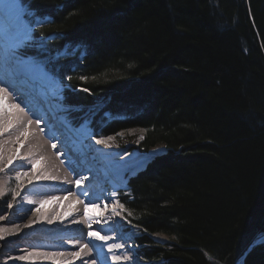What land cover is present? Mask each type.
I'll return each mask as SVG.
<instances>
[{"label": "trees", "instance_id": "obj_1", "mask_svg": "<svg viewBox=\"0 0 264 264\" xmlns=\"http://www.w3.org/2000/svg\"><path fill=\"white\" fill-rule=\"evenodd\" d=\"M25 2L72 123L167 149L126 174L138 256L264 264V0Z\"/></svg>", "mask_w": 264, "mask_h": 264}, {"label": "bare ground", "instance_id": "obj_2", "mask_svg": "<svg viewBox=\"0 0 264 264\" xmlns=\"http://www.w3.org/2000/svg\"><path fill=\"white\" fill-rule=\"evenodd\" d=\"M7 3L8 0H0V88L7 89L6 93H0V264H140L133 263V256L126 254L129 247L126 243L123 248L108 251L109 245L122 242L123 237L115 233L116 210L105 183L112 179L111 185L115 187L127 169L136 168L148 155L144 159L138 153L119 157L114 143L104 140V144H97L100 140L97 138L88 143L85 136L78 142L69 141V135L65 136L59 126L46 120L45 108L40 107L44 94L51 93H43L50 81L35 76V70L21 76L5 60L7 49L17 40L15 31L7 27ZM37 81L39 88L28 87ZM30 103L39 111L29 108ZM67 128L69 131L71 126ZM54 141L63 145L58 147ZM81 142L85 151L79 147ZM91 147L93 151L88 155ZM28 165L31 173L24 172ZM22 174L27 180L21 178ZM8 179L18 185L8 189ZM89 231L109 239L90 237ZM32 251L58 255L18 259ZM113 256L121 259L113 260ZM125 256L131 260H125Z\"/></svg>", "mask_w": 264, "mask_h": 264}, {"label": "rangeland", "instance_id": "obj_3", "mask_svg": "<svg viewBox=\"0 0 264 264\" xmlns=\"http://www.w3.org/2000/svg\"><path fill=\"white\" fill-rule=\"evenodd\" d=\"M19 31H21V33ZM19 31L18 30L15 31V33L17 35L16 36V38H17L16 44L12 48L7 49V51H8L7 55L4 54L5 50L3 52V54L6 55L5 56L6 62H9V60H8L9 56H10L9 54H11V52H12L11 50L13 48H15V46L18 43L24 44L27 40L31 39L30 22H29L28 28H26V29L22 28V29H19ZM28 59L31 61V65L35 70V76L40 75L41 78L50 81L49 86L47 87V89L44 90L43 93H48V92H51V93L49 95H46V96L44 94V98L43 97L41 98L43 100V104L41 105L40 108H45L46 120L49 119V121L51 120V122H53V125L59 126L61 131L63 132V134L65 136L69 135L68 136L69 141L78 142L80 140V138L83 136L87 137V143L90 142V140L92 138L108 140V141L115 144L114 147L117 148L116 152L119 153V155H118L119 157H123L126 155H132L133 153H138V154H141L143 159H144L146 157V155L149 156V154L151 152L157 151V150L160 151L163 149L162 144H157V145L151 147L149 149V151H142V150L138 149L137 144L143 138V134H144V130H141V129H129L126 131H121L116 135L100 136L99 137V136L94 135L93 131L87 126V124L83 123L81 125H75L74 123H72L73 121L68 116V114L66 112V107L64 106V104L62 102V86L56 80H54L48 72H45L43 70V67L41 65H39L35 60H33L32 58H28ZM10 66H12V68H14V66L11 65V63H10ZM4 73H6V72H4ZM21 81H24V79ZM37 85H40V83L38 81H37V84L35 86L32 87L29 85L28 87L34 89V88H36ZM13 90L16 91V88ZM24 90H25V88H24ZM39 93H41V92H39ZM32 95H33V97H35L34 92H32ZM36 96L39 97L38 93H36ZM41 96H43V95H41ZM35 102L37 104L39 101L36 100ZM29 106H31V107H29ZM29 106H28L29 108L35 109L34 112H38L40 109L39 108L37 110L35 105H33V103H30ZM34 120H36V121L43 120L44 121L45 118L44 119L35 118ZM43 121H41V122H43ZM68 125L71 126V128H69V131L67 128ZM49 128L50 127H47V129H49ZM70 129H72L73 132H71ZM55 142L58 143V145H56L58 147L61 144L63 145V142L54 141V143ZM69 144L71 145V147H74L73 143L72 144L69 143ZM79 147L81 149H83L84 151L86 150L83 142L79 143ZM70 150H72V148H70ZM92 151H93V148L91 147L90 153H88V155H90L92 153ZM65 152H68L67 149L65 150ZM60 153L63 154L64 151H60ZM148 156L146 157V159L148 158ZM142 157H140V158H142ZM26 162H28V161H26ZM138 165H140V163ZM138 165L136 166V168L130 167L129 169H127L122 176L124 178H120V180H118V185H116L115 187L111 185L112 179H109L105 183V186L109 188V192H110V195H112V197H113L112 200L114 201L113 204H114V207L116 210V214H115L116 218L113 221L114 227H117V231H115V233L119 234L121 237H123L122 242L119 243L118 241H116L117 244H122L124 247L127 245L129 246L127 248L126 254L128 253V255L130 254L133 256L132 257L133 263H136L138 261V262H140V264H153L151 261H148V260L138 256L136 240H137V234L139 233L140 229L138 227L132 228L128 224V221L125 218V211H126L125 206L121 201V196L123 195V192L125 190H127L126 174L133 173L134 171L139 169L140 167H138ZM26 168H24V172L25 173H31V170H32L31 167L28 165V167H26ZM65 168H67V167L64 166V169ZM101 171H103V170H101ZM101 171H99V172L101 173ZM21 178L23 180H27L26 176L24 174H22ZM7 182H8L7 183L8 189H13L16 185H18V183L13 182L11 179H8ZM152 237L157 241L170 240V238H168V236L163 235V234H156V235H153ZM257 241L262 242V241H264V238H260ZM125 243L127 245H125Z\"/></svg>", "mask_w": 264, "mask_h": 264}, {"label": "snow or ice", "instance_id": "obj_4", "mask_svg": "<svg viewBox=\"0 0 264 264\" xmlns=\"http://www.w3.org/2000/svg\"><path fill=\"white\" fill-rule=\"evenodd\" d=\"M6 12L9 13V15L6 17L7 19V27L11 31H17L19 29H26L29 26V18L34 15V10L30 9V6L26 4L25 0H8V3L5 5ZM39 23V21H37ZM24 47L25 45L23 43H18L15 48L12 50L9 62L14 66V70L21 76L30 73L34 71V68L31 65V61L27 58V56L24 53ZM79 47V46H77ZM6 88H0V93H6ZM2 99V97H0ZM14 107H19V105H14ZM105 115H109L108 113H105ZM97 144H104L105 141L103 139L97 140ZM55 147V145H53ZM11 157L9 158V163H11ZM146 163V161H141L140 165L138 167H143V164ZM19 179V177H17ZM77 184H79V181H77ZM53 199H59L57 197H54ZM42 203H47V201H44ZM98 207V205H93ZM39 211V209H37ZM87 215V212H86ZM91 219V217H89ZM90 237H98L102 241H107L109 239L108 236H99V234L95 231H89L87 233ZM84 247H87V245H84ZM124 246L122 244H115V245H109L108 251L112 252L114 248H123ZM54 255H58L56 253H48V252H28L26 254L20 255L18 259L20 261L29 260L32 257L36 256H43V257H51ZM62 255V254H59ZM74 255H79L78 253H74ZM113 260H120L121 257L119 256H113ZM125 260H131V258L125 256Z\"/></svg>", "mask_w": 264, "mask_h": 264}, {"label": "water", "instance_id": "obj_5", "mask_svg": "<svg viewBox=\"0 0 264 264\" xmlns=\"http://www.w3.org/2000/svg\"><path fill=\"white\" fill-rule=\"evenodd\" d=\"M167 149L165 148V146L163 145V149L162 150H160V151H158V152H156V153H154V154H152V155H150V156H148V158L146 159V162L149 160V159H151L152 157H154L155 155H157V154H159V153H162V152H164V151H166Z\"/></svg>", "mask_w": 264, "mask_h": 264}]
</instances>
